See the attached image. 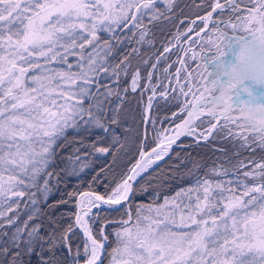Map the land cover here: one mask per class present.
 I'll return each mask as SVG.
<instances>
[{
	"label": "snow or ice",
	"instance_id": "obj_1",
	"mask_svg": "<svg viewBox=\"0 0 264 264\" xmlns=\"http://www.w3.org/2000/svg\"><path fill=\"white\" fill-rule=\"evenodd\" d=\"M205 5L197 17L203 28L191 20L153 62L140 49L152 44L150 26L170 19L175 0H0V264H264V158H239L240 150H264V127L216 115L190 82L199 36L224 23L225 12L235 19L264 10V0ZM130 93L141 101L148 94L134 162L104 193L79 194L74 222L58 229L57 210L68 201L51 198L61 182L81 180L99 164L92 181L100 183L125 150L117 127ZM170 96L172 124L158 127L153 104ZM225 131L239 141L237 159L207 168L189 160L186 173L153 175L182 137L199 144ZM185 179L192 182L162 194ZM102 212L122 215L101 223ZM77 229L83 247L73 252Z\"/></svg>",
	"mask_w": 264,
	"mask_h": 264
},
{
	"label": "trees",
	"instance_id": "obj_2",
	"mask_svg": "<svg viewBox=\"0 0 264 264\" xmlns=\"http://www.w3.org/2000/svg\"><path fill=\"white\" fill-rule=\"evenodd\" d=\"M223 1V0H222ZM202 0H175V7L172 10L171 13H169L170 19H164L161 18L159 21H157L155 24L151 25V33L149 36V39L152 41L151 45L145 44L141 47L140 52L141 56L144 58H147L149 56L153 57V62L155 55H158L160 52L163 51V46L167 45L168 42L173 38L175 33L177 31H185V28L189 26V23L191 20L195 19L198 16H202L206 14L208 9L206 8V5L204 7H201ZM163 7V5H161ZM230 16V13L226 12L223 13L219 18L224 19ZM230 18V17H229ZM247 19H240L239 23H243L240 27H236V31L238 33H244L245 31H250L253 28L256 27L257 22L253 20L252 22ZM183 21L184 23H181ZM231 21H233L232 18H230L229 23H218L216 25L217 31L219 34L214 36L213 41L205 42L202 41L197 45L196 50L199 52L200 49H212L215 47V45L218 44L220 38L223 35L224 31H232L231 29ZM230 24V25H227ZM239 25V24H238ZM204 37V36H203ZM215 41V42H214ZM213 44L214 47H211ZM135 41L133 40V43L129 47H135ZM206 50V49H205ZM196 52V51H195ZM204 57V51L202 55H200L197 59V61H193L191 65V68L194 69L195 65L198 66V62ZM139 57L133 58V64L135 65L137 63V60ZM176 56L175 54L171 55L170 60H175ZM197 63V64H196ZM178 65H173V67L170 69L172 73L175 72V68ZM164 67V63L160 65V68L162 69ZM147 69L142 68V75H146ZM158 75L162 76V72H158ZM143 83V81H142ZM147 101V93L144 96L143 101H141V98L138 94H129L127 97V102L124 107V114L121 119L120 126L117 127L118 134L121 135V139H126V147L125 150H121L120 152L116 153L117 159H116V165L114 169L107 173V178L104 179L100 183H96L92 181V177L96 174V172L99 170V164H97L92 171H88L87 174L81 179L77 180L76 178H70L66 181H62L60 185V190L55 193L54 197L51 199L59 200L61 198L68 201L67 204H63L59 207L57 210L56 216H57V224L55 225L58 229L66 227L69 223L74 222V214L77 211V198L79 194H81L84 191H95L98 193H104L106 190L110 189L111 187H114V179L119 178L120 171L124 168L125 165H128L132 162H134V159L136 158V149L138 147L139 141L137 140V132L140 133L143 132L144 126L141 123L142 119V111L144 108V104ZM177 111V104L174 100L171 99V96L169 97V102L165 103L164 101H160L157 105L155 102L153 104V112L152 115L157 120V126L158 127H168L170 124H172V120L168 119L165 120V117L171 118L172 113ZM180 119H176L175 123H178ZM125 122L127 123V128L130 129V131L126 130L125 128ZM116 127V126H113ZM149 134H151V129H149ZM183 144L184 147H180L178 145ZM176 145L173 148L172 153L170 154L171 158H166L164 162L160 163V167L155 170V173L153 175L159 173L161 169L164 170V172L168 173L176 168H179V171L181 173H186L192 165L189 163V160H195L197 161L202 168H207L215 163H218L220 161L224 160H235L237 157L234 155L237 150H239V141L236 143H233L231 138H226V131L215 134L214 138H210L208 142H201L199 144L193 143L191 138H183L180 141V144ZM70 151V149H69ZM127 152V154H126ZM179 154V155H177ZM252 158L257 161L264 158V150H261L257 148V150L254 153H250L247 150H240V157L239 158ZM111 156H109L108 161L111 162ZM198 175H202V171L200 173H196ZM194 179V177H193ZM192 181L189 179H185L184 181H174L171 184L170 188H167L166 191L162 194H171L172 191H174L178 187H183ZM107 185V188L105 187ZM72 193L71 196L68 194ZM50 199V202H51ZM137 202L143 201L145 203L148 202V198L146 196H138ZM122 213H101V223L104 222L105 219L107 220H115L118 219ZM45 226H48V220L45 219L44 221ZM100 228V224H95L93 226V232L94 234L98 235V230ZM106 233H110L112 231V225H109L105 229ZM77 234L72 237V243H73V252H75V247L79 245L83 247V241L84 237L79 232V230H76ZM113 238L109 236V246L107 247V251L111 250V247L114 246L112 243ZM108 260H104V264H107Z\"/></svg>",
	"mask_w": 264,
	"mask_h": 264
},
{
	"label": "flooded vegetation",
	"instance_id": "obj_3",
	"mask_svg": "<svg viewBox=\"0 0 264 264\" xmlns=\"http://www.w3.org/2000/svg\"><path fill=\"white\" fill-rule=\"evenodd\" d=\"M233 44L234 43H232L231 40L230 42L229 40H226L225 45L221 44L220 47H215V50H217L216 52L219 51L221 56L218 59H215L216 61L214 60L213 62L211 61L203 65L199 77V88L195 87L196 89L193 91L196 95L198 93L202 95V101H200L202 104H205L208 108L214 111L216 115L222 118H233L234 121L238 119L264 118V84H258V69L255 67L249 66L248 68H245L242 73L244 79H241L239 82L244 83L247 86L256 87V90L258 91L254 95L241 91L237 92L235 104L231 103V79L235 77L234 66L240 61V57H238L239 59H236L235 57L232 59L231 57L236 49L234 47L235 44ZM218 55L216 57H218ZM215 69L216 71H214ZM205 70L206 72H204ZM260 81H264V77H262ZM226 104L231 105L228 108H225ZM217 106L219 107L216 108ZM244 110L246 112H243ZM254 111L260 112L252 115Z\"/></svg>",
	"mask_w": 264,
	"mask_h": 264
},
{
	"label": "rangeland",
	"instance_id": "obj_4",
	"mask_svg": "<svg viewBox=\"0 0 264 264\" xmlns=\"http://www.w3.org/2000/svg\"><path fill=\"white\" fill-rule=\"evenodd\" d=\"M223 2V1H222ZM226 13V12H225ZM206 14H204V15H202V16H205ZM199 17V16H198ZM214 17H215V14H214ZM195 19H197V17L195 18ZM223 20H225V22L226 23H229V21H230V18H229V16L227 17V18H224ZM227 25H230V24H227ZM188 28V27H187ZM187 28H185V30L187 29ZM201 28H203V25L202 24H200V22H199V20L197 19V31L198 30H200ZM182 32V31H181ZM219 34V32L217 31V28H216V25L214 26V27H209L207 30H205V33H202L200 36H199V38L196 40V37H195V33L193 32V33H189V36L190 37H192V39H193V41H195L196 40V42H195V47H194V49H193V58H194V60L195 61H197V59H198V57L200 56V55H202V53H203V51L205 50V49H207V48H205V49H200L199 50V52H197V50H196V47H197V45H199V43H201L202 41H205V42H210V41H213V38H214V36L216 35H218ZM204 36V37H203ZM215 42V41H214ZM188 45L186 44L185 45V47H187ZM212 47H214L213 46V44L211 45V47H209V48H212ZM217 47V46H216ZM196 51V52H195ZM171 58V57H170ZM171 61V60H170ZM169 61V62H170ZM195 63V62H194ZM197 64V63H196ZM164 66H165V64H164ZM178 67V66H177ZM199 68V66H197L196 67V65H195V67H194V69H193V71H192V73H193V78L194 79H191L190 78V82H193V83H191V86H192V88H193V90H195L196 88L195 87H198L199 88V84H200V80H199V75H198V71H197V69ZM170 72H171V70H169ZM172 73V72H171ZM192 75V74H191ZM161 78H163V75L161 76ZM198 82V83H197ZM196 83V84H195ZM160 89H158V91H159ZM148 95V94H147ZM146 103H147V101H146ZM146 103L144 104V106L146 105ZM243 112H246L245 110L243 111ZM242 112V113H243ZM247 113H249V112H247ZM252 115H253V113H252ZM206 119V118H205ZM228 119H232L233 120V118H228ZM221 123H223V122H221ZM239 123H241V122H239ZM243 123V122H242ZM243 124H245V125H248V124H246V123H243ZM249 126V125H248ZM254 126H263L262 124H256V125H254ZM233 128H234V130H239V129H236L235 128V126H233ZM107 264H108V262H107Z\"/></svg>",
	"mask_w": 264,
	"mask_h": 264
},
{
	"label": "water",
	"instance_id": "obj_5",
	"mask_svg": "<svg viewBox=\"0 0 264 264\" xmlns=\"http://www.w3.org/2000/svg\"><path fill=\"white\" fill-rule=\"evenodd\" d=\"M262 42H264V41H262ZM259 43H257V45H258ZM251 55H250V52H248L247 53V57L249 58ZM251 58H252V60H256V61H259V60H262V59H264V50L262 51V53H258V54H253L252 56H251ZM235 82L237 81V80H234ZM236 83H238V84H240V85H245L244 83H239V82H236ZM260 84H262V83H260ZM244 90H254L251 86H247ZM143 131H144V129H143ZM183 138V137H182ZM182 138H181V140H182ZM180 140V141H181ZM180 141H178L177 142V144H179V142ZM174 146H176V145H174ZM173 146V147H174ZM85 192H91L90 190L89 191H84V192H82V193H85ZM81 193V194H82ZM81 199V196L79 195L78 196V198H77V201H76V203L78 204V201ZM93 211H96L95 209L93 210ZM82 234V233H81ZM83 236V235H82Z\"/></svg>",
	"mask_w": 264,
	"mask_h": 264
},
{
	"label": "bare ground",
	"instance_id": "obj_6",
	"mask_svg": "<svg viewBox=\"0 0 264 264\" xmlns=\"http://www.w3.org/2000/svg\"><path fill=\"white\" fill-rule=\"evenodd\" d=\"M199 75H200V73H199ZM193 79H194V78H193ZM203 87H204V83H203ZM197 95H198L200 101H202V100H201V99H202V95H200V93H198ZM218 107H219V106H217L216 108H218Z\"/></svg>",
	"mask_w": 264,
	"mask_h": 264
}]
</instances>
